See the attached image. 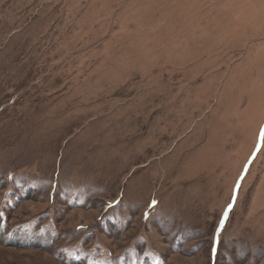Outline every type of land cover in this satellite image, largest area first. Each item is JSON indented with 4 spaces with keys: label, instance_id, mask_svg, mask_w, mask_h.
Masks as SVG:
<instances>
[{
    "label": "rangeland",
    "instance_id": "obj_1",
    "mask_svg": "<svg viewBox=\"0 0 264 264\" xmlns=\"http://www.w3.org/2000/svg\"><path fill=\"white\" fill-rule=\"evenodd\" d=\"M0 264H264V0H0Z\"/></svg>",
    "mask_w": 264,
    "mask_h": 264
}]
</instances>
